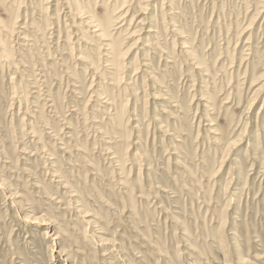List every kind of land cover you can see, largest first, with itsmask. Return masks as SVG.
I'll use <instances>...</instances> for the list:
<instances>
[{
    "label": "rangeland",
    "instance_id": "obj_1",
    "mask_svg": "<svg viewBox=\"0 0 264 264\" xmlns=\"http://www.w3.org/2000/svg\"><path fill=\"white\" fill-rule=\"evenodd\" d=\"M0 264H264V0H0Z\"/></svg>",
    "mask_w": 264,
    "mask_h": 264
},
{
    "label": "bare ground",
    "instance_id": "obj_2",
    "mask_svg": "<svg viewBox=\"0 0 264 264\" xmlns=\"http://www.w3.org/2000/svg\"><path fill=\"white\" fill-rule=\"evenodd\" d=\"M26 221H30V220H26ZM33 222V221H32ZM34 223H39V222H37V221H34ZM65 256V255H64Z\"/></svg>",
    "mask_w": 264,
    "mask_h": 264
}]
</instances>
